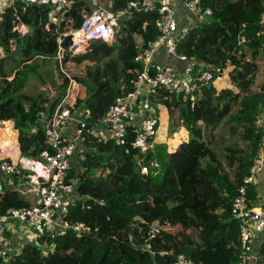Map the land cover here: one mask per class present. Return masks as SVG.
I'll return each instance as SVG.
<instances>
[{"label":"trees","instance_id":"trees-1","mask_svg":"<svg viewBox=\"0 0 264 264\" xmlns=\"http://www.w3.org/2000/svg\"><path fill=\"white\" fill-rule=\"evenodd\" d=\"M129 1L113 0V11L124 10ZM200 4L198 24L189 29L176 52L192 61L196 70L207 69L214 75L227 73L230 87L217 90L212 82L202 86L194 109L183 95L158 90L152 101L169 112L170 132L184 128L187 140L171 153L158 144L154 153L142 157L143 164L151 167L146 175L139 173L137 162L141 156L136 152L125 155L114 145L96 144L71 171V176L77 178V200L67 216L71 222L85 223L92 231L68 233L55 240L37 239L36 246L26 245L22 255L9 260L11 264H152V255L141 248L148 238L147 228L156 223L162 225L152 240L158 264H171L178 254L195 264H234L238 260L239 221L232 218L230 209L259 144L253 122L264 98V85L259 93L245 92L258 70V60L264 59V31L259 26L262 5L261 0H200ZM26 11L23 20L33 28L31 34L19 37L11 32L12 8L6 10L0 23L3 48L9 52V42L14 41V52L21 58L20 68L10 81L5 79L0 61V119L14 122L21 154L35 157L47 147L43 130L39 127L31 133L30 129L37 125L40 110L49 105L54 108L63 99L68 80H62L55 98L43 92L36 96L23 92L28 73L37 69L36 61L42 60L45 66L52 58L57 37L52 29L37 25V11L31 7ZM90 14L88 1H79L68 12L72 20L69 27L80 28ZM157 18L155 10L132 11L120 20L112 44L93 41L85 54L67 57L78 64L93 63L85 67L83 77L75 79L85 89V97L76 100L77 107L88 109L92 119L99 118L116 98L133 89L142 71L136 57L158 37L154 26ZM37 79L45 83L41 74ZM174 112L178 116L172 121ZM204 119H208L205 128L211 133L228 126L229 137L239 134L244 144L226 145L219 155L210 146L211 141L204 140ZM153 163L158 165L155 169ZM254 194L251 188L253 203L257 201ZM25 206L7 193L0 201V213ZM259 254L264 256V239ZM257 264H264V257Z\"/></svg>","mask_w":264,"mask_h":264},{"label":"built area","instance_id":"built-area-1","mask_svg":"<svg viewBox=\"0 0 264 264\" xmlns=\"http://www.w3.org/2000/svg\"><path fill=\"white\" fill-rule=\"evenodd\" d=\"M79 1H88L91 14L85 16L80 28L73 29L69 27L72 20L68 12ZM183 2L189 13L198 19L202 13L200 0ZM261 5L259 26L263 32L264 0H261ZM28 7L38 9L39 15L35 18L37 25L48 31L52 29L57 35L51 59L60 71L58 74L61 79L68 80V84L63 99L54 108L49 105L40 110L37 125L30 129L31 133H35L41 127L46 149L35 157L9 156L6 149H0V201L7 193H11L27 203L25 207H11L0 213V259L8 261L22 255L26 247L23 243H13L6 235L10 221L25 224L32 229L34 241L45 237L55 240L68 233L80 235L92 231L90 226L82 222H71L67 216L77 200V178L71 176V171L80 166L86 153L93 150L96 144L114 145L115 148L123 149L125 155L136 152L138 157L141 156L137 162L139 173L148 174L151 167L143 164L142 157L156 150L160 115L164 109L161 104L152 101L158 90L183 95L188 99L190 108L194 109L202 95L201 87L221 81L220 74L214 75L207 69L196 70L192 61L177 54V46L187 36L189 29L178 27L175 0H132L124 10L118 12L113 11V0H0V23L6 10L12 8L11 32L19 37L31 34V26L23 20ZM153 10L158 14L154 23L158 37L136 57V61L142 63V71L134 81L133 89L116 98L99 118L92 119L88 109L77 107L76 104L79 85L75 79L85 67L67 57L85 54L93 41L112 44L124 16L129 17L132 11ZM205 13L211 14L210 10ZM68 37L70 45L65 47L63 43ZM161 47L166 49L169 56L185 64L182 71L170 65L162 66L155 61L156 52ZM16 49L14 41H10V51L6 52L0 39L1 63ZM17 70H13L11 78L5 79L12 80ZM258 107L253 127L255 134L259 135V144L248 173L236 189L230 209L232 218L239 221L241 253L234 264H256L264 257L259 254V246L264 239V98ZM4 123L9 124L10 130L14 128L13 121L0 119V133L6 131ZM151 166L155 169L158 165L153 163ZM79 171L80 167L76 168L75 173ZM251 188L255 192V203L251 202ZM98 204L103 205V202ZM161 229V223L149 226L148 238L141 248L152 255V264H158L152 252V240L156 239ZM170 263L195 264L183 254L175 256Z\"/></svg>","mask_w":264,"mask_h":264},{"label":"rangeland","instance_id":"rangeland-1","mask_svg":"<svg viewBox=\"0 0 264 264\" xmlns=\"http://www.w3.org/2000/svg\"><path fill=\"white\" fill-rule=\"evenodd\" d=\"M157 1V0H154ZM20 57L16 52L11 53L10 55H8L6 58L3 59V64H2V72L8 76V78H11L13 75V70L15 69H19L20 68ZM43 61L42 60H37L36 61V71L35 72H29L28 73V79L26 81V84L24 86V90L23 92L31 95V96H36L39 92H43L47 97L49 98H55L58 96V94L60 93V88L59 85L62 83V79L60 77V71L55 67L53 59H49L47 60L45 63L46 65L43 66ZM88 65H93V63L85 61L83 63H81V67H86ZM43 66V67H42ZM263 67L260 68V71L257 74V77H255L253 79L252 84L250 85V87L246 90L245 94H256L259 93L261 90V87L264 85V72H263ZM59 73V74H58ZM41 74L45 80V83L43 82H39V80L37 79V76ZM84 76V71L82 72V74H78V76H76L77 78H81ZM214 87L217 90L223 89L225 87H227L229 85V79H228V75L227 73H225L223 76H221V81L220 82H216L213 83ZM79 91L77 90L79 97H85V89L83 88V86L79 85L78 87ZM234 91H237V89H234ZM162 115H160L161 120H160V130L159 133L156 137L157 141H162L161 139H164V142L161 143H165V141L169 140V139H174V134L172 132H170V122H171V118L169 115V112L166 109H162ZM237 111V107L235 106L232 113H236ZM178 116L177 112H174V115L172 118V121H175V118ZM207 120L208 119H204L202 122V129L204 131L205 134V138L204 140L206 142H210V146L219 153V155H221L222 153H224L223 147L228 145H233L235 142H238L240 145H243V141L240 139V135L238 134L236 137L234 138H230L229 137V128L228 126H226V128H217L213 133H211L209 131V129H206V124H207ZM40 127V126H39ZM38 127V128H39ZM230 127V126H229ZM41 128V127H40ZM184 132V136L187 135L188 138V134L186 133L187 131L183 128H179L178 131L174 132L176 133V138H179V141H182L180 139V131ZM12 133H14V135L17 136V131L12 128ZM239 131V129H238ZM7 132V131H6ZM13 137V134H12ZM11 137V142L15 147V152L12 153L13 156L16 155H20L22 156L21 152H20V148L17 147V143H16V137L15 139H13ZM163 137V138H162ZM187 138H183L184 140H186ZM0 139H3V133H0ZM18 142V140H17ZM165 145H167L165 143ZM220 160L224 162V158L220 156ZM25 225V224H24ZM258 262H256L257 264ZM0 264H11L10 261L2 259L0 260Z\"/></svg>","mask_w":264,"mask_h":264},{"label":"crops","instance_id":"crops-1","mask_svg":"<svg viewBox=\"0 0 264 264\" xmlns=\"http://www.w3.org/2000/svg\"><path fill=\"white\" fill-rule=\"evenodd\" d=\"M230 1L235 2L237 0H230ZM175 16H176V21H177L178 27H185V28L190 29L194 25L198 24V21H199V19H197V17H195L191 13H189V11L186 9V7L184 5L183 0H175ZM247 54H249V51H247ZM247 59L248 60L250 59L249 55L247 56ZM155 61L162 66L170 65V66L174 67L179 72L182 71V69L185 66V64L183 62H180V61L172 58L171 56H169L164 47H161L156 52ZM257 67H258V70L255 73V77H257V74L260 71L261 67H263L262 70L264 72V59L263 58H260L258 60ZM220 74L222 75V72H220ZM6 77H8V76H6ZM227 87H230V85H228ZM78 92H80V91L78 90ZM161 113H162V111H161ZM160 120H161V117H160ZM178 130H176V131H178ZM2 133H3V139L2 140L0 139V145L2 142L6 141V138H9V140H10L9 142H11V137H12L11 135L12 134H13L12 138L15 139V137H16L15 140L17 142V136L14 135V133H12V131H9V132L2 131ZM176 133H173L174 139H169V140L165 141V143L167 145H165V143H161V142H164V139H161L162 140L161 142L158 141V144H162V145L166 146L168 153L175 151L182 142L187 140V139L186 140L183 139V138H187V135L184 136V132L182 130L179 132V134L181 135L180 139L182 141H179V138H176V135H177ZM6 154H8L9 156L12 155V153H9L8 151H6ZM18 200H21L25 204H27L22 198L18 197ZM6 235L9 237V239L13 243H16V244L17 243H23L25 245H29L34 241V233H33L32 229L28 228L26 225L19 224L16 221H10L8 223ZM255 249L257 250V248H255Z\"/></svg>","mask_w":264,"mask_h":264},{"label":"bare ground","instance_id":"bare-ground-1","mask_svg":"<svg viewBox=\"0 0 264 264\" xmlns=\"http://www.w3.org/2000/svg\"><path fill=\"white\" fill-rule=\"evenodd\" d=\"M4 126H6V128H5V130L7 131V132H9L10 131V128H9V124H7V123H4ZM12 136V135H11ZM10 140H9V138H6V141L5 142H2L1 143V145H0V149H6L9 153H14L15 151V147H14V145L11 143V142H9ZM7 147V148H6Z\"/></svg>","mask_w":264,"mask_h":264},{"label":"water","instance_id":"water-1","mask_svg":"<svg viewBox=\"0 0 264 264\" xmlns=\"http://www.w3.org/2000/svg\"><path fill=\"white\" fill-rule=\"evenodd\" d=\"M33 9H34L35 11L38 10L36 7H33ZM47 11H48V10H46L45 12H47ZM29 31H30V33H32V32H33V28L30 27ZM63 45H64L65 47H68V46L70 45V38H69V37L66 38V39L64 40ZM32 244H33L34 246H36L37 242H36V241H33Z\"/></svg>","mask_w":264,"mask_h":264}]
</instances>
